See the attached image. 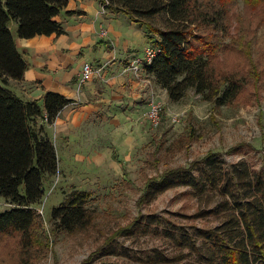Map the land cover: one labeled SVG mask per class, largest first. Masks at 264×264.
<instances>
[{"label": "trees", "instance_id": "obj_1", "mask_svg": "<svg viewBox=\"0 0 264 264\" xmlns=\"http://www.w3.org/2000/svg\"><path fill=\"white\" fill-rule=\"evenodd\" d=\"M67 2L0 0V196L11 206L0 214V245L13 240L12 250L21 256L20 264L46 256L58 232L72 236L96 224L97 215L88 208L90 193L85 191H71L52 209L50 232L37 208L44 195L43 183L56 176L58 165L54 142L37 120L51 125L71 101L47 92L40 105L37 101H22L6 88L8 80L20 81L25 70L10 22L17 24L16 36L20 39L58 37L63 29L54 19ZM98 2L104 9L124 13L144 29L150 48L157 51L144 70L166 92L168 101L178 103L192 90L203 102L218 108L235 104L252 71L249 67L230 66L233 57H240L238 51L245 54L238 48L241 41L232 35L233 11L238 2L249 8L264 5V0ZM237 27L248 30L241 24ZM188 145L185 141L179 148ZM250 150L253 147L239 143L227 154L242 157ZM153 156L152 163L157 165L160 159ZM141 170L144 173L145 169ZM177 188L184 189L183 195L198 203L193 219L211 217L218 224L181 227L153 214L139 213L96 250L99 257L132 258L116 239L154 235L173 243L180 255L168 258L155 252L153 257L145 256L148 264H174L191 255L200 264H264V167L257 169L243 159L226 165L220 153L209 152L187 166L165 167L147 176L136 206L145 207L165 191ZM184 250L187 253L182 255Z\"/></svg>", "mask_w": 264, "mask_h": 264}, {"label": "rangeland", "instance_id": "obj_2", "mask_svg": "<svg viewBox=\"0 0 264 264\" xmlns=\"http://www.w3.org/2000/svg\"><path fill=\"white\" fill-rule=\"evenodd\" d=\"M238 24L248 30L238 29ZM232 25V35L241 41L238 48H242L245 54L238 51L240 57H233L230 66L236 69L249 67L252 71L233 106L215 107L212 103L203 102L192 90H188L178 103H172L161 95L158 98L163 109L160 126L156 129L149 126L144 117L145 110L141 114L146 134L144 140L136 141L131 155H123L122 162H111L110 167L104 163L103 169L91 166L81 170L79 166H87L88 163L76 162V146L65 151L60 142L52 139L57 155V174L44 181V195L37 205L46 231L50 232L53 225L50 222L52 209L58 207L73 190L90 193L88 208L97 215L96 224L86 232L72 236L58 232L51 240L46 256L29 264H148L145 256L153 257L155 252L168 258L178 257L180 252L173 243L154 235L116 239L118 244L127 248V254L132 258L121 255L99 257L96 250L105 246L119 227L125 226L139 213L153 214L181 227H214L218 224L211 217L193 219L198 203L184 196L182 188L165 191L140 209L136 200L147 176H154L165 167L187 166L209 152L220 153L226 165L243 159L257 169L264 167V5L246 8L238 2L233 11ZM9 29L15 34L17 24L11 21ZM172 117H177L178 121L172 122ZM185 141L186 144L189 142L188 147L179 148ZM239 143L250 145L253 150L242 157L228 155L227 151ZM152 156L160 159L157 165L152 163ZM141 168L145 169L144 173ZM10 208L0 196V214ZM194 236L198 239L196 233ZM12 247L15 248L13 240L0 245V264H20L21 256ZM186 253L184 250L181 254ZM174 264L200 263L191 255Z\"/></svg>", "mask_w": 264, "mask_h": 264}, {"label": "crops", "instance_id": "obj_3", "mask_svg": "<svg viewBox=\"0 0 264 264\" xmlns=\"http://www.w3.org/2000/svg\"><path fill=\"white\" fill-rule=\"evenodd\" d=\"M54 20L63 29L58 37L20 39L11 33L25 70L20 81L8 80L6 88L40 105L47 92L71 101L51 125L41 119L37 125L43 124L65 151L76 146V162L88 163L81 170L122 162L145 138L141 114L150 98H167L143 67L137 74L129 69L150 48L144 29L124 13L102 8L98 0H68ZM84 64L92 76L80 84Z\"/></svg>", "mask_w": 264, "mask_h": 264}, {"label": "built area", "instance_id": "obj_4", "mask_svg": "<svg viewBox=\"0 0 264 264\" xmlns=\"http://www.w3.org/2000/svg\"><path fill=\"white\" fill-rule=\"evenodd\" d=\"M102 8H104L103 5ZM100 36L105 37L106 36L105 32L101 31ZM156 53H157L156 50L152 48H147L144 52L143 61L131 63L129 65V69L133 71L135 74H137L140 69V66L143 67V69L146 66H148ZM91 76H92V68L90 67L89 64H84L81 70L80 84H84L85 82L90 80ZM161 112H162V105L159 102V100L155 97L150 98L148 102V109L145 112L144 117L147 123L149 124V126L152 127L153 129H156L160 126ZM171 121L172 122L178 121L177 117H172Z\"/></svg>", "mask_w": 264, "mask_h": 264}]
</instances>
